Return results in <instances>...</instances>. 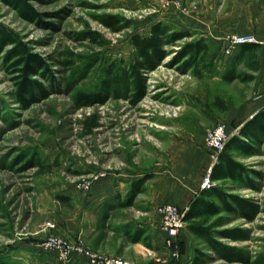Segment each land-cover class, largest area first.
<instances>
[{
	"label": "rangeland",
	"instance_id": "rangeland-1",
	"mask_svg": "<svg viewBox=\"0 0 264 264\" xmlns=\"http://www.w3.org/2000/svg\"><path fill=\"white\" fill-rule=\"evenodd\" d=\"M200 2L204 3L31 0L41 17L39 22L30 23L0 1V22L18 32L52 70L47 78L36 77L49 96H37L31 106L22 108L15 98L14 74L4 61V52L0 53V264H69L70 260L60 262L55 252L41 247L45 239L66 241L75 251L84 248L135 264L92 249L80 232L66 234L71 223L82 217L81 201L97 192L105 178H111L122 192L145 178L131 207L116 210L111 225H104V235L115 237V222L142 217L144 211H149L146 215L150 221L159 220L161 227L160 206L147 210L154 198L149 185L158 181L149 180V171L180 167L185 147L191 153L200 141L208 154L204 181L212 164L206 134L223 125L229 139L231 135V109H222L219 103L237 104L258 94L256 80L247 79L257 67L249 61H240L227 70L219 63L215 66L211 61L230 55L226 53L228 42L219 44L191 34L165 46L166 56L154 68L143 70L142 92L138 93L124 75L135 55L134 35H149L151 26L158 22L171 28L175 25L171 20L176 21L179 15L193 17ZM229 6L232 0L214 1L215 10ZM104 15L118 18V32L99 22ZM90 33L95 34L94 42L88 38ZM199 40L208 47L200 55V76L191 71L182 74L181 61L175 60L177 53L185 44ZM229 73L235 76L233 82L220 77ZM213 74L218 77L210 78ZM79 92L92 98L77 101ZM253 145V156L234 155L246 168L260 174H250L258 190L231 181L226 182L225 189L256 204L259 212L252 221L237 213H222L225 224L216 229L237 235L216 238L240 254L221 257L196 239L189 250L197 264H264V141ZM69 191H76V202L67 196ZM126 196L129 194L120 195L123 201ZM111 248L108 244L104 249ZM169 249L170 261L176 262L178 245Z\"/></svg>",
	"mask_w": 264,
	"mask_h": 264
},
{
	"label": "crops",
	"instance_id": "crops-1",
	"mask_svg": "<svg viewBox=\"0 0 264 264\" xmlns=\"http://www.w3.org/2000/svg\"><path fill=\"white\" fill-rule=\"evenodd\" d=\"M203 1L204 3H199L198 10L193 17L179 15L176 21L170 18L167 20L174 22L175 25L172 27L176 26L179 31L199 34L219 44L223 43V40L230 35L254 38L253 43L235 45L229 56L211 61L215 66L218 63L224 65L225 70L240 61H249L250 65L257 67L248 75L247 79L256 80L258 94L251 100L248 99L237 104L219 103L222 109H231L228 116L231 138L238 136L240 129L257 113L264 110V0H232V6L224 10H215V0H209V3L206 0ZM252 46L255 47L253 55L247 52V49ZM217 77V74L210 75V78ZM220 77L227 82L235 80V76L231 73ZM194 146L191 153H188L185 147L183 150L184 162L180 167L173 168L175 171L163 168H154L149 171V180L155 178L158 181L149 185L154 198L147 210H154L158 206L170 204L186 212L192 200L203 190L200 185L208 165V154L202 148V141ZM110 179L105 178L104 185L99 187L97 192L91 191L93 195L86 198L85 201H81L82 217L71 223V227L66 231L68 236L80 232L87 245L92 249L130 260L135 264H194L198 262L196 261L198 259L193 260L189 250L191 243L197 238L189 233L187 224L177 237L179 257L176 262L170 261V249L164 244L165 234L160 227V221H150L149 216L146 215L149 214V211H144L143 216L139 218L130 217L124 221L115 222L112 228L115 237L105 236L104 225H111L113 213L116 210L128 208L120 206V202H123L120 195H128L130 192V190L122 192ZM75 192L69 191L67 195L74 202L78 198L75 196ZM138 232H140L139 240L133 242L131 239ZM108 244H111L112 248L105 250L104 248ZM168 261L170 263H167ZM69 264L89 263L82 257L76 256L70 260Z\"/></svg>",
	"mask_w": 264,
	"mask_h": 264
},
{
	"label": "trees",
	"instance_id": "trees-1",
	"mask_svg": "<svg viewBox=\"0 0 264 264\" xmlns=\"http://www.w3.org/2000/svg\"><path fill=\"white\" fill-rule=\"evenodd\" d=\"M0 1L5 6L11 8L23 20L30 23L39 22L41 15L32 6L31 0ZM98 20L104 27L113 32L120 30V22L115 16L104 15L98 18ZM94 35L93 33L88 35L90 41H95ZM190 35L158 22L151 26L149 35H134L132 37L135 55L133 60L128 63L124 75L126 78L131 79L138 93L143 90V70L154 68L166 56L167 51L164 49L165 46L174 44ZM254 48V46L249 47L247 52L253 55ZM207 49V45H202V41L200 40L185 44L180 52L177 53L175 59L177 63L181 61L180 70L182 74L191 71L192 74L195 72L199 77L200 69L198 67L202 59L200 55L204 54ZM1 52H4V61L8 64L10 72L14 74L15 98L22 108L31 106L37 100V96L41 99L49 96L44 84L36 78L38 76L47 78L52 75V70L45 59L34 53L18 32L0 22ZM91 98L90 94L79 92L76 99L77 101H87ZM95 126V124L90 126V129L95 128ZM263 141L264 110L257 113L251 121L247 122L240 129L238 136L231 137L225 144L219 154L217 163L213 166L210 173L211 181L216 184L210 188L201 190L192 200L189 209L184 214L183 220L187 223L189 233L198 240H202L221 257L226 258L228 255L233 257L240 254V251L235 253L229 250V248L224 247L216 238V235L232 238H236L237 236L230 230L216 231L217 228L225 224V220L221 214L237 213L248 221H252L255 214L259 212L256 204L231 195L225 189L226 182L231 181L247 183L253 190H258L250 174L257 176L260 174L238 162L234 153H238L239 156L243 157L253 156L256 152L253 144H260ZM144 180L145 178H141L132 183L128 198L120 202L121 207L131 206L135 196L141 191ZM139 235L140 232L134 235L131 240L137 242Z\"/></svg>",
	"mask_w": 264,
	"mask_h": 264
},
{
	"label": "built area",
	"instance_id": "built-area-1",
	"mask_svg": "<svg viewBox=\"0 0 264 264\" xmlns=\"http://www.w3.org/2000/svg\"><path fill=\"white\" fill-rule=\"evenodd\" d=\"M228 42V47L226 50L227 54H230L235 45L253 43L254 38L251 36H232L225 39ZM229 139L226 129L223 125H218L212 131L206 134L207 147L209 149L210 158L212 164L210 165L208 174L206 175L204 181L201 184V189L210 188L213 182L210 179V173L217 162L219 154L223 150L227 140ZM159 213L161 217V229L165 234L164 244L166 247L177 246V237L179 230L184 225V214L185 211L179 209L178 207L170 204H164L159 207ZM47 251H53L56 253L57 258L60 262H66L71 260L73 257L79 256L85 259L89 264H130L118 258H105L86 249L82 248L75 251L66 241H59L54 239H45L41 243ZM175 258L179 257V254L175 252Z\"/></svg>",
	"mask_w": 264,
	"mask_h": 264
}]
</instances>
